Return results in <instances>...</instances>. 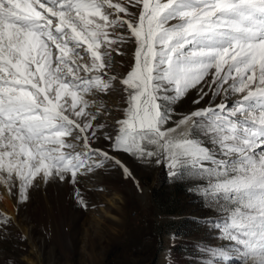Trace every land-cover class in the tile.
<instances>
[{
  "label": "snow or ice",
  "instance_id": "snow-or-ice-1",
  "mask_svg": "<svg viewBox=\"0 0 264 264\" xmlns=\"http://www.w3.org/2000/svg\"><path fill=\"white\" fill-rule=\"evenodd\" d=\"M190 90L207 106L173 121ZM122 155L201 182L223 213L207 264H264V0H0V187L24 203L109 165L127 179Z\"/></svg>",
  "mask_w": 264,
  "mask_h": 264
},
{
  "label": "rangeland",
  "instance_id": "rangeland-1",
  "mask_svg": "<svg viewBox=\"0 0 264 264\" xmlns=\"http://www.w3.org/2000/svg\"><path fill=\"white\" fill-rule=\"evenodd\" d=\"M134 50L128 42L123 56L114 53L115 71L124 75L130 70ZM194 98L198 94L190 90L173 105V121L207 106L208 97L200 105L192 103ZM105 100L111 115L101 122L112 125L122 118L124 97L116 91ZM121 159L131 177L109 165L78 176L75 185L39 182L24 203L9 195L13 215L0 187V217L9 218L6 226L0 222V264H207L201 249L205 243H224L215 228L223 213L199 194L201 182L187 175L172 177L164 163L154 160Z\"/></svg>",
  "mask_w": 264,
  "mask_h": 264
},
{
  "label": "bare ground",
  "instance_id": "bare-ground-1",
  "mask_svg": "<svg viewBox=\"0 0 264 264\" xmlns=\"http://www.w3.org/2000/svg\"><path fill=\"white\" fill-rule=\"evenodd\" d=\"M2 192H3V194H2V195H3L2 198L5 199V201H6V204H5L6 206H5V207H8V210H7V211H8V214H9V215H13V212H12V210H10V208H9V203H8V201H9V194H8L4 189H3ZM0 209H1L2 211H4L2 208H0Z\"/></svg>",
  "mask_w": 264,
  "mask_h": 264
}]
</instances>
